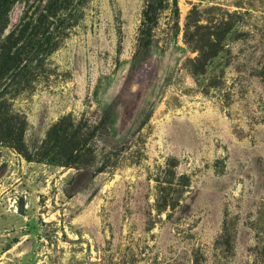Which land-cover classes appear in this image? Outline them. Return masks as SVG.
Returning a JSON list of instances; mask_svg holds the SVG:
<instances>
[{"label":"rangeland","instance_id":"374dc122","mask_svg":"<svg viewBox=\"0 0 264 264\" xmlns=\"http://www.w3.org/2000/svg\"><path fill=\"white\" fill-rule=\"evenodd\" d=\"M72 1L0 20V264H264V0H162L147 52L148 0Z\"/></svg>","mask_w":264,"mask_h":264},{"label":"trees","instance_id":"16d2710c","mask_svg":"<svg viewBox=\"0 0 264 264\" xmlns=\"http://www.w3.org/2000/svg\"><path fill=\"white\" fill-rule=\"evenodd\" d=\"M23 2H31L33 6L36 5L35 9V17L30 24L24 28L23 32L20 36L28 37L31 40H34L39 46L37 47L36 52L38 50L43 49V47L47 48L52 39L51 36V28L48 22V16L53 15L52 11H56L58 8L61 11H69L73 9L78 4L73 2L72 0H0V20L7 16L9 11H13L14 7L18 5H22ZM163 9L162 0H148L147 5L143 14V21L140 29V38H139V50L142 52H147L150 47V37L153 29L157 25L158 16L160 11ZM18 21V13H15L12 19V22L16 24ZM62 24V21L59 20ZM45 23H48L47 27H45ZM40 31V33H39ZM42 31V33H41ZM42 34V41L39 40ZM12 38V36H10ZM25 39V38H24ZM24 48H17L16 52L13 54L14 58H8L0 64V77L5 73L6 68L9 67L10 59H17L23 53ZM140 53V51H139ZM10 133V128L5 127L0 129V138L4 135H8ZM96 173L89 169L84 168L80 171H77L72 176L69 177L67 183L64 186V193L68 198H73L77 194L87 190L95 179Z\"/></svg>","mask_w":264,"mask_h":264}]
</instances>
